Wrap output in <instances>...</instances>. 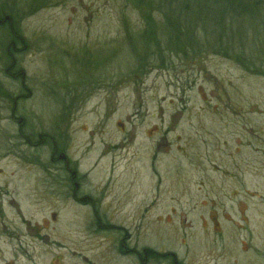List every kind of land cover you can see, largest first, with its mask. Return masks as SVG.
Instances as JSON below:
<instances>
[{
    "label": "rangeland",
    "instance_id": "374dc122",
    "mask_svg": "<svg viewBox=\"0 0 264 264\" xmlns=\"http://www.w3.org/2000/svg\"><path fill=\"white\" fill-rule=\"evenodd\" d=\"M4 1L14 8L16 23L28 38L31 50L27 52L29 56L24 65L32 79L39 76L37 70L43 62L39 55L30 56L34 49L40 52L36 46L54 47L52 40L68 47H82L88 42L89 46L105 45L97 54L99 59L104 55L107 57L106 88L98 94L96 92L78 111L74 142L82 151L91 143L94 152L104 143L124 146L117 151L113 148L115 151L105 161L102 159L104 166L113 171L114 179L109 183L113 184L114 190L121 191L122 183L129 187V180H136L137 176L139 181L146 177L151 146L146 135L154 133L156 192L163 197L178 196L185 182L198 175L205 176L208 185L212 184L210 191L218 194L219 201H228L234 191V206L238 212L235 211L233 216L236 223L242 224L240 212H246L250 239L237 232L236 242H232L238 243L239 238L245 248L251 246L250 264H264V73L249 71L233 57L221 53L220 49L214 51L203 45L205 49L201 53L192 54L187 60L173 55L168 70L156 67L136 76L137 63L124 43L125 21L133 32L143 30L146 7L142 10L128 0H0V5ZM6 9L9 12L11 8ZM155 15L160 18L159 13ZM255 22L248 21L250 28H246L240 40L247 53L252 49L257 51L261 46L264 49V26ZM240 28L244 30L245 25ZM197 32L202 37L209 35L201 37L203 44L214 43L216 33L201 34V27ZM7 37V27H0V84L13 93L18 83L5 72L8 68ZM15 56L18 64L24 62L19 53ZM260 67L264 72V60ZM27 105L35 109L34 101ZM44 105L46 110L53 111L52 102ZM12 106V100L3 101L0 97V128H7L8 132H13L12 125L2 116H6ZM102 118L105 134H91L92 130L99 132ZM124 125L129 128L126 134L120 128ZM2 144L0 136V146L7 148ZM114 160L115 166L110 167ZM211 160L218 167H212ZM130 163L132 167H129ZM0 168L8 176L17 170V165L5 161L0 162ZM135 169L142 170L143 174H138ZM185 170L196 176L184 180ZM100 174L103 172L97 171L94 175ZM10 179L13 187L14 178ZM99 180L94 179L95 182ZM108 180L107 176L105 181ZM26 206H31L27 197ZM24 212L28 218L33 213L26 209ZM8 214L10 220L16 217L12 211ZM153 215L163 217L161 211H154ZM172 217L174 222H179L178 216ZM13 246L3 247V254L16 264H29L22 261V253L26 251L32 255L50 254L49 247L37 243L29 242L18 254ZM254 247L260 248V252ZM206 256L202 255L200 260L206 261ZM206 264L213 263L206 261Z\"/></svg>",
    "mask_w": 264,
    "mask_h": 264
},
{
    "label": "flooded vegetation",
    "instance_id": "af4514ba",
    "mask_svg": "<svg viewBox=\"0 0 264 264\" xmlns=\"http://www.w3.org/2000/svg\"><path fill=\"white\" fill-rule=\"evenodd\" d=\"M51 42L54 47L36 46L40 52L34 49L30 53L43 61L39 76L32 79L24 65L31 47L22 33L19 46L12 50L24 62L18 64L13 55L5 70L18 83L17 89L11 93L0 84L2 100L13 101L11 110L2 116L13 132L0 128L2 146L7 145L0 146V162L17 165L8 176L0 168V264H16L4 256L3 247L14 245L18 254L29 242L50 248L49 255L22 253V261L29 264H218L219 260V264H250L251 246L245 248L239 238L234 243L237 232L250 239L246 212H240L242 224L235 222L234 191L228 201H219L205 176L195 177L185 170L184 180L195 179L185 182L178 196L163 197L156 192L154 133L146 135L151 140L147 180L143 176L139 181L137 176L129 180V187L122 183L119 192L109 183L113 171L102 159L105 161L113 148L117 151L124 146L104 143L97 152L90 148L91 143L83 151L80 145L75 147L78 111L106 88L107 57L99 59L97 54L105 45L89 46L88 42L68 47ZM33 101L35 109L27 105ZM47 102H52L53 111L46 110ZM103 119L99 120V132L92 130L91 134H105ZM120 128L124 134L129 131L125 125ZM211 162L212 167H218ZM97 171L103 174L95 176ZM10 178H14L13 187ZM95 178L100 180L95 182ZM26 197L31 206H26ZM25 209L33 212L31 217L25 215ZM9 211L17 218L10 220ZM154 211H161L163 217L153 215ZM172 215L178 216L179 222H174ZM204 254L206 261L200 260Z\"/></svg>",
    "mask_w": 264,
    "mask_h": 264
},
{
    "label": "trees",
    "instance_id": "16d2710c",
    "mask_svg": "<svg viewBox=\"0 0 264 264\" xmlns=\"http://www.w3.org/2000/svg\"><path fill=\"white\" fill-rule=\"evenodd\" d=\"M128 1L142 10L143 7L147 9L143 12L145 23L143 30L133 32L125 21L124 43L137 63V74H146L156 67L168 70L173 55L180 60H187L192 54L201 53L202 49H205L204 46H209L214 51L220 49L221 53L233 57L249 71L264 73L260 67V63L264 60L263 46L257 51L250 48L252 51L247 53L244 44L241 43L242 36L249 27L248 21H256L264 26V0ZM10 5L6 1L0 5V20H2L0 27H7L8 31L5 44L8 64L13 62L10 59L15 55L12 48L19 46L22 36L16 23L15 10ZM8 6L11 8L9 12L5 10ZM156 13H159L160 18L155 15ZM6 16H9L10 20L6 21ZM242 25H245L244 30L240 28ZM200 27L203 32L201 34L216 33L214 43L209 41L211 44L206 45L200 42L202 36L197 32ZM205 36L209 37V35L203 37Z\"/></svg>",
    "mask_w": 264,
    "mask_h": 264
},
{
    "label": "water",
    "instance_id": "95a60500",
    "mask_svg": "<svg viewBox=\"0 0 264 264\" xmlns=\"http://www.w3.org/2000/svg\"><path fill=\"white\" fill-rule=\"evenodd\" d=\"M5 20H6V21L10 20V17H9V16H6V17H5Z\"/></svg>",
    "mask_w": 264,
    "mask_h": 264
}]
</instances>
